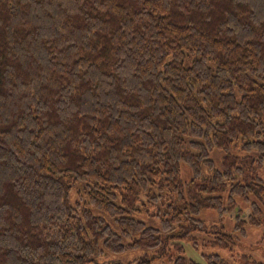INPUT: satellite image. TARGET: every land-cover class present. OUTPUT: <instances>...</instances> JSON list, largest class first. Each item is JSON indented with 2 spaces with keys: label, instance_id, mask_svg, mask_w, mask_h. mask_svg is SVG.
<instances>
[{
  "label": "trees",
  "instance_id": "trees-1",
  "mask_svg": "<svg viewBox=\"0 0 264 264\" xmlns=\"http://www.w3.org/2000/svg\"><path fill=\"white\" fill-rule=\"evenodd\" d=\"M262 225L264 0H0V264H235Z\"/></svg>",
  "mask_w": 264,
  "mask_h": 264
},
{
  "label": "rangeland",
  "instance_id": "rangeland-1",
  "mask_svg": "<svg viewBox=\"0 0 264 264\" xmlns=\"http://www.w3.org/2000/svg\"><path fill=\"white\" fill-rule=\"evenodd\" d=\"M217 156L218 164L221 163L220 154L214 152L213 156ZM219 166V165H218ZM183 177L187 179L191 177V171L187 166L183 167ZM209 219H215L216 214L213 211L205 212ZM134 216H137L133 213ZM140 218L155 224L154 220L157 218L155 216L149 217L147 213H139ZM236 215V210L232 214V218ZM232 220V219H231ZM233 223V222H232ZM229 223V229L232 230L233 224ZM236 244L233 251H228L227 249L210 247L206 251H215L220 253L224 257H228L235 264H242V259L240 257L241 253H250L252 254L257 261H260L264 264V225L259 228L248 226V234L246 237H243L241 234H235ZM185 252L188 256L192 257L196 261L206 264L202 253L204 252L202 248L199 250L194 249L190 243H185ZM142 251H136L131 253H107L104 257L97 258L96 262L93 264H130V260L134 257L141 255ZM173 261L170 260L168 256H160L158 258L152 259L150 264H172Z\"/></svg>",
  "mask_w": 264,
  "mask_h": 264
}]
</instances>
